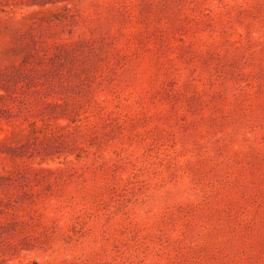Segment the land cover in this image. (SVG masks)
I'll return each mask as SVG.
<instances>
[{
  "label": "rangeland",
  "instance_id": "rangeland-1",
  "mask_svg": "<svg viewBox=\"0 0 264 264\" xmlns=\"http://www.w3.org/2000/svg\"><path fill=\"white\" fill-rule=\"evenodd\" d=\"M0 264H264V0H0Z\"/></svg>",
  "mask_w": 264,
  "mask_h": 264
}]
</instances>
